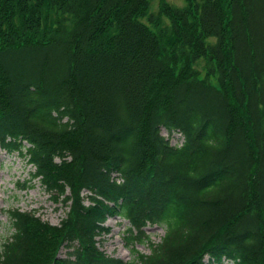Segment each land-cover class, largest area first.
Here are the masks:
<instances>
[{
	"label": "trees",
	"instance_id": "obj_1",
	"mask_svg": "<svg viewBox=\"0 0 264 264\" xmlns=\"http://www.w3.org/2000/svg\"><path fill=\"white\" fill-rule=\"evenodd\" d=\"M149 7L0 0V141L70 203L60 226L13 210L0 264H264V0ZM115 214L128 243L150 223L166 234L149 254L107 255L97 236Z\"/></svg>",
	"mask_w": 264,
	"mask_h": 264
},
{
	"label": "rangeland",
	"instance_id": "obj_2",
	"mask_svg": "<svg viewBox=\"0 0 264 264\" xmlns=\"http://www.w3.org/2000/svg\"><path fill=\"white\" fill-rule=\"evenodd\" d=\"M167 1L177 6L186 4V0ZM161 3L162 0H150V11L158 12ZM164 18V23H168V17L164 16ZM144 20L148 22L147 18ZM202 65V61L197 63L198 67H202ZM213 78L216 79L217 76ZM3 152L0 150V252L5 239L11 236L14 231L9 218L10 210L14 208L32 210L45 220L58 224L69 209L62 202L55 201L53 195L39 179H32L31 174L34 169L32 165L17 154L5 156ZM107 224L112 230L107 235L98 237L100 247L109 254L125 259L131 258V246L128 247L125 235L129 223L112 218L107 221ZM147 231L155 243L160 242L165 234L164 227L160 225H150L147 227ZM135 247L141 252L149 253L151 251L149 241H139ZM63 250L65 254L66 249ZM223 264L231 263L227 261Z\"/></svg>",
	"mask_w": 264,
	"mask_h": 264
}]
</instances>
